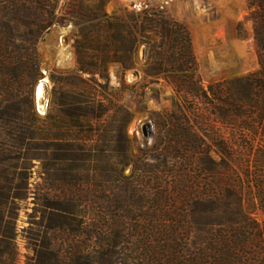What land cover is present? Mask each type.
Segmentation results:
<instances>
[{"label":"trees","instance_id":"trees-1","mask_svg":"<svg viewBox=\"0 0 264 264\" xmlns=\"http://www.w3.org/2000/svg\"><path fill=\"white\" fill-rule=\"evenodd\" d=\"M108 1L90 8L84 0H68L60 12L61 0H0V106L30 95L43 77L38 43L51 27L73 24L76 65L50 74L54 90L46 119L72 126L54 140L73 136L72 143L85 147L95 131L107 132L94 121L113 108L129 118L99 88L108 86L110 64L133 68L138 45L147 43L146 76L162 77L173 88L170 106L158 113L153 176L143 171L137 179L155 208L125 207L130 226L116 233L109 219L95 216L92 253L115 237L140 251L134 257L113 250L124 255L118 258L123 264H264V0H248L259 68L208 85L198 73L186 23L153 13L129 23L106 12ZM213 122L223 125L214 130ZM83 123L93 137L81 136ZM16 199L8 194L0 200V264H13L4 257L1 225Z\"/></svg>","mask_w":264,"mask_h":264},{"label":"rangeland","instance_id":"rangeland-1","mask_svg":"<svg viewBox=\"0 0 264 264\" xmlns=\"http://www.w3.org/2000/svg\"><path fill=\"white\" fill-rule=\"evenodd\" d=\"M67 1L61 0L60 12ZM84 3L93 8L97 0ZM105 10L129 23L132 18L142 21L151 13L186 23L205 85L243 78L259 68L255 20L248 0H109ZM77 32L73 24L51 27L38 43L43 77L30 95L21 94L0 106V200L8 194L17 197L7 205L8 218L1 225L8 263L123 264L118 258L125 254L140 257V251H134L137 245L113 237L109 245L102 244L93 254L94 217L109 219L116 233L130 226L125 207L155 208L137 179L143 171L153 176L150 168L156 162L152 145L158 113L170 106L173 88L162 77L146 76L147 43L138 45L133 68L123 70L119 63L110 64L108 86L99 88L128 110L129 118L124 110L113 108L94 121L96 128H107V132L95 131L85 147L72 143L73 136L60 142L53 139L57 131L65 134L72 126L59 117L46 119L54 90L50 74L75 68ZM135 68L140 75L134 74ZM45 79L49 81V106L39 110L34 90ZM145 123L152 126L148 134ZM83 124L81 136L93 137L89 126ZM222 125L213 122L212 127L217 130ZM211 155L220 159L215 151Z\"/></svg>","mask_w":264,"mask_h":264},{"label":"bare ground","instance_id":"bare-ground-1","mask_svg":"<svg viewBox=\"0 0 264 264\" xmlns=\"http://www.w3.org/2000/svg\"><path fill=\"white\" fill-rule=\"evenodd\" d=\"M49 81L45 79L37 87V104L39 110H45L49 106Z\"/></svg>","mask_w":264,"mask_h":264},{"label":"water","instance_id":"water-1","mask_svg":"<svg viewBox=\"0 0 264 264\" xmlns=\"http://www.w3.org/2000/svg\"><path fill=\"white\" fill-rule=\"evenodd\" d=\"M144 60V54L142 55V58H141V61L138 63V65L139 66H141L142 65V61ZM133 72H134V74H136V75H140V70H139V68H135L134 70H133ZM38 87V86H37ZM37 87L35 88V90H34V104L36 105V106H38V104H37ZM149 128H152V126L149 124V123H145V125H144V132H145V134H148V129ZM152 130V129H151Z\"/></svg>","mask_w":264,"mask_h":264},{"label":"built area","instance_id":"built-area-1","mask_svg":"<svg viewBox=\"0 0 264 264\" xmlns=\"http://www.w3.org/2000/svg\"><path fill=\"white\" fill-rule=\"evenodd\" d=\"M46 73V72H45Z\"/></svg>","mask_w":264,"mask_h":264}]
</instances>
